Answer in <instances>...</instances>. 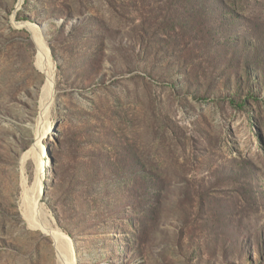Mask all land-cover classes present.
I'll return each instance as SVG.
<instances>
[{
    "label": "rangeland",
    "instance_id": "1",
    "mask_svg": "<svg viewBox=\"0 0 264 264\" xmlns=\"http://www.w3.org/2000/svg\"><path fill=\"white\" fill-rule=\"evenodd\" d=\"M0 264H264V0H0Z\"/></svg>",
    "mask_w": 264,
    "mask_h": 264
},
{
    "label": "bare ground",
    "instance_id": "2",
    "mask_svg": "<svg viewBox=\"0 0 264 264\" xmlns=\"http://www.w3.org/2000/svg\"><path fill=\"white\" fill-rule=\"evenodd\" d=\"M54 234V233H53ZM54 236V235H53ZM57 237V236H56ZM61 237V236H60Z\"/></svg>",
    "mask_w": 264,
    "mask_h": 264
}]
</instances>
